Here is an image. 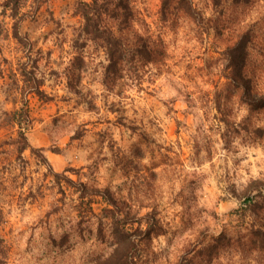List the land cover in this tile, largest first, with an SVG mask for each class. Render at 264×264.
<instances>
[{
    "label": "clouds",
    "instance_id": "9594fccd",
    "mask_svg": "<svg viewBox=\"0 0 264 264\" xmlns=\"http://www.w3.org/2000/svg\"><path fill=\"white\" fill-rule=\"evenodd\" d=\"M0 264H264V0H0Z\"/></svg>",
    "mask_w": 264,
    "mask_h": 264
}]
</instances>
